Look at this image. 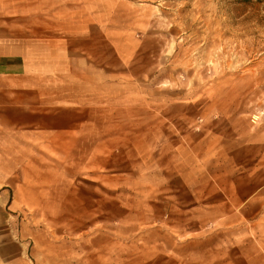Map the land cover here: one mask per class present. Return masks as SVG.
I'll use <instances>...</instances> for the list:
<instances>
[{
  "label": "crops",
  "instance_id": "0c3cea01",
  "mask_svg": "<svg viewBox=\"0 0 264 264\" xmlns=\"http://www.w3.org/2000/svg\"><path fill=\"white\" fill-rule=\"evenodd\" d=\"M99 26L76 0H0V264H27L17 240V181L24 170L30 179L39 149L73 150L76 172H87L75 178L117 190L124 219L139 214L168 260H250L215 251L211 239L228 234L240 247L243 228L251 237L263 221L264 141L251 136L246 150L255 156L243 169V145L230 148L225 133L205 122L183 134L178 115L163 108L170 88L163 91L155 73L146 80L131 72ZM104 150L112 161L102 162ZM43 154L41 165L50 160Z\"/></svg>",
  "mask_w": 264,
  "mask_h": 264
},
{
  "label": "rangeland",
  "instance_id": "374dc122",
  "mask_svg": "<svg viewBox=\"0 0 264 264\" xmlns=\"http://www.w3.org/2000/svg\"><path fill=\"white\" fill-rule=\"evenodd\" d=\"M76 5L83 15L97 16L99 29L109 30L131 72L146 80L155 73L163 91L170 88L172 99L163 108L178 115L183 134L191 124L206 122L212 132L225 133L230 148L243 145V169L250 167L245 160L255 156L246 150L251 136L264 141V0H76ZM104 151L102 162L112 161ZM41 153L50 159L45 165ZM33 156L30 179L24 170L17 181L22 206L17 240L27 264H178L161 253L156 233L141 229L139 214L124 219L117 190L75 178L87 172L83 165L76 172L73 150L39 149ZM120 157L117 152L116 161ZM261 214L251 237L249 227L243 228L240 247L233 239L229 243L228 234L220 243L214 234L211 247L251 257L241 262L230 257L229 264H264Z\"/></svg>",
  "mask_w": 264,
  "mask_h": 264
}]
</instances>
